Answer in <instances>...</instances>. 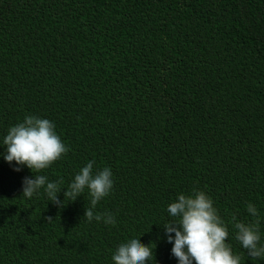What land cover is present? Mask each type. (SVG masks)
<instances>
[{"label": "trees", "instance_id": "16d2710c", "mask_svg": "<svg viewBox=\"0 0 264 264\" xmlns=\"http://www.w3.org/2000/svg\"><path fill=\"white\" fill-rule=\"evenodd\" d=\"M25 115L68 147L39 173L62 189L89 160L111 168L95 211L116 222H87V190L25 199L31 170L0 158V264H113L133 236L155 264H177L167 205L193 190L241 264H264L232 227L258 220L264 242V0H0V138Z\"/></svg>", "mask_w": 264, "mask_h": 264}, {"label": "clouds", "instance_id": "9594fccd", "mask_svg": "<svg viewBox=\"0 0 264 264\" xmlns=\"http://www.w3.org/2000/svg\"><path fill=\"white\" fill-rule=\"evenodd\" d=\"M56 125L47 118L25 115L22 121L10 126L0 138L2 158L14 171L24 167L32 175L22 179V196L32 199L41 191L49 202L63 205L58 193L71 201L87 190L90 206L85 209L87 222L115 224L111 212L97 213V204L109 196L113 186V172L110 167L94 170V160H89L75 173L67 188H61L58 181H50L39 174L68 152V147L56 132ZM247 213L258 218V209L252 203L246 206ZM169 219L163 224L167 243L171 244V255L177 264H241V256L235 253L229 241V228L214 207L213 200L203 191L193 190L191 194L178 193L167 205ZM232 227L235 239L252 260H264V242L256 223H245L233 217ZM153 247L141 242L140 236L126 239L115 247L111 255L113 264H155Z\"/></svg>", "mask_w": 264, "mask_h": 264}]
</instances>
